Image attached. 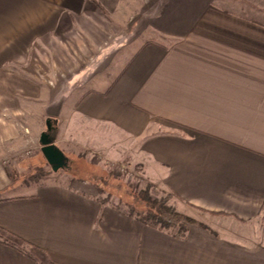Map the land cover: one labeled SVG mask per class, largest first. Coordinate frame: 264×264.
Returning a JSON list of instances; mask_svg holds the SVG:
<instances>
[{
  "label": "crops",
  "instance_id": "0c3cea01",
  "mask_svg": "<svg viewBox=\"0 0 264 264\" xmlns=\"http://www.w3.org/2000/svg\"><path fill=\"white\" fill-rule=\"evenodd\" d=\"M239 6L0 0V153L88 121L207 224L175 236L78 180L25 191L0 159V264H264V17Z\"/></svg>",
  "mask_w": 264,
  "mask_h": 264
},
{
  "label": "rangeland",
  "instance_id": "374dc122",
  "mask_svg": "<svg viewBox=\"0 0 264 264\" xmlns=\"http://www.w3.org/2000/svg\"><path fill=\"white\" fill-rule=\"evenodd\" d=\"M239 1L238 10L242 14L263 19L264 2L262 0H254L255 3L247 0L249 4H246V0ZM81 121L73 124L67 123L68 128L57 135L58 139L55 138L53 130L50 134L48 131L40 133L42 123H28L31 127L33 124L34 129L28 132V135L33 134V137H29L27 139L29 141H25L23 146L15 148V153H0V159L4 162L10 176L18 183H31L29 187L24 186L23 188L29 192H34L35 183L41 181L68 184L81 178L91 184L98 182V177L103 176L109 180L107 183H102V186L105 188V193H110L109 204L112 206L117 204L119 197L121 201L132 200L131 195L134 192L147 189L153 198L169 196L168 205L193 218L202 226H207L193 214H189L186 206L163 186L159 179V170L155 165L142 156H138L137 160L135 155H132L131 144L124 145V142H121L120 147L117 146L118 144H112L110 147L98 145V148H95L92 146L94 138L88 137V134H92L88 121ZM22 130L25 131L24 127ZM43 140L53 143L64 153V166L54 171L46 162L41 153ZM202 211L205 212L204 209Z\"/></svg>",
  "mask_w": 264,
  "mask_h": 264
},
{
  "label": "trees",
  "instance_id": "16d2710c",
  "mask_svg": "<svg viewBox=\"0 0 264 264\" xmlns=\"http://www.w3.org/2000/svg\"><path fill=\"white\" fill-rule=\"evenodd\" d=\"M98 179V182H93L91 184L97 192L98 201L107 205L109 204L110 193H105V188L102 186V183H107L109 180H107L108 178L105 179L103 176H99ZM78 181L86 182L85 179L81 178H79ZM131 197L132 200L127 199L124 201H121V197H119L117 204L111 206L143 224L166 230L175 236H184L188 226L191 224L202 226L201 223L195 221L193 218L176 211L175 208L168 205L169 196H164L159 199L153 198L148 190L145 189L134 192Z\"/></svg>",
  "mask_w": 264,
  "mask_h": 264
},
{
  "label": "water",
  "instance_id": "95a60500",
  "mask_svg": "<svg viewBox=\"0 0 264 264\" xmlns=\"http://www.w3.org/2000/svg\"><path fill=\"white\" fill-rule=\"evenodd\" d=\"M41 153L43 154L46 162L55 171L65 164L64 153L53 143L42 141Z\"/></svg>",
  "mask_w": 264,
  "mask_h": 264
}]
</instances>
